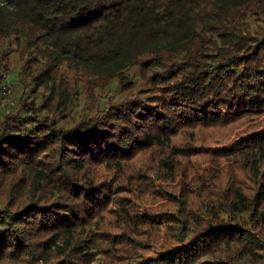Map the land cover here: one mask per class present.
I'll list each match as a JSON object with an SVG mask.
<instances>
[{
    "label": "trees",
    "instance_id": "obj_1",
    "mask_svg": "<svg viewBox=\"0 0 264 264\" xmlns=\"http://www.w3.org/2000/svg\"><path fill=\"white\" fill-rule=\"evenodd\" d=\"M0 74V264H264V0H0Z\"/></svg>",
    "mask_w": 264,
    "mask_h": 264
},
{
    "label": "rangeland",
    "instance_id": "obj_2",
    "mask_svg": "<svg viewBox=\"0 0 264 264\" xmlns=\"http://www.w3.org/2000/svg\"><path fill=\"white\" fill-rule=\"evenodd\" d=\"M14 80H15L14 76L11 74L10 75L0 74V101L2 99H5V103L2 106L14 105L15 102L13 96L14 87L12 85V82ZM99 100L100 102L98 104H95V102L88 103V102H84V100H79V102L72 107L69 116L67 117V121L65 125L71 126L72 123L80 119L82 115L84 114L86 115L92 111H95L100 106L102 107L105 104V102L108 100V97L104 96L102 97V99Z\"/></svg>",
    "mask_w": 264,
    "mask_h": 264
},
{
    "label": "built area",
    "instance_id": "obj_3",
    "mask_svg": "<svg viewBox=\"0 0 264 264\" xmlns=\"http://www.w3.org/2000/svg\"><path fill=\"white\" fill-rule=\"evenodd\" d=\"M4 103H5V99H2V100L0 101V106H2Z\"/></svg>",
    "mask_w": 264,
    "mask_h": 264
}]
</instances>
